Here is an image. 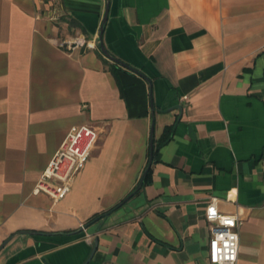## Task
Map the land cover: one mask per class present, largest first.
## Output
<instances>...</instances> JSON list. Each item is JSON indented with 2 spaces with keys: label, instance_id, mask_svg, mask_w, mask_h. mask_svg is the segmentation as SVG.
Wrapping results in <instances>:
<instances>
[{
  "label": "crops",
  "instance_id": "obj_1",
  "mask_svg": "<svg viewBox=\"0 0 264 264\" xmlns=\"http://www.w3.org/2000/svg\"><path fill=\"white\" fill-rule=\"evenodd\" d=\"M106 3L0 0V264H210L212 198L264 264V0H110L104 45L151 85L101 53ZM82 124L71 191L34 194Z\"/></svg>",
  "mask_w": 264,
  "mask_h": 264
},
{
  "label": "built area",
  "instance_id": "obj_2",
  "mask_svg": "<svg viewBox=\"0 0 264 264\" xmlns=\"http://www.w3.org/2000/svg\"><path fill=\"white\" fill-rule=\"evenodd\" d=\"M57 45L67 52L90 46L82 36H77L71 41L57 42ZM101 135V128L92 124L73 126L42 173L34 194H45L54 202L63 200L71 191L75 177L89 161ZM205 219L211 232L208 246L209 263L238 264L241 222L236 216L220 213L216 198L210 200Z\"/></svg>",
  "mask_w": 264,
  "mask_h": 264
},
{
  "label": "water",
  "instance_id": "obj_3",
  "mask_svg": "<svg viewBox=\"0 0 264 264\" xmlns=\"http://www.w3.org/2000/svg\"><path fill=\"white\" fill-rule=\"evenodd\" d=\"M109 8H110V0H107V3H106V12H105V16H104V20H103V24L101 26V29H100V32H99V35H98V47L101 51V53L107 58L109 59L110 61L142 76L143 78H145L146 80L147 77L145 75H143L140 71L136 70L135 68L125 64L124 62L120 61L119 59H117L116 57H114L113 55H111L109 53V51L106 49L105 45H104V42H103V35H104V30H105V26L107 24V21H108V16H109ZM149 84L151 85V82L148 80ZM152 117H153V124H152V127H151V139H150V158H149V163H148V166L137 186V188L135 189V191L130 194L123 202L121 205L125 204L126 202H128L135 194H137L143 187L144 183H145V180L147 178V175L149 173V170L153 164V160H154V131H155V126H154V117H155V107H154V104L152 102ZM109 216V214H106L105 217ZM96 248H97V243H96V247H95V250L92 254V256L89 258V260L87 261L86 264H89L95 251H96Z\"/></svg>",
  "mask_w": 264,
  "mask_h": 264
}]
</instances>
